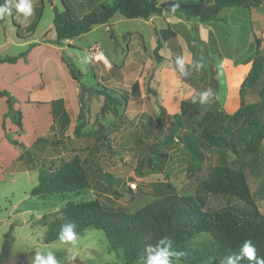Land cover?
I'll return each instance as SVG.
<instances>
[{
	"label": "rangeland",
	"instance_id": "rangeland-1",
	"mask_svg": "<svg viewBox=\"0 0 264 264\" xmlns=\"http://www.w3.org/2000/svg\"><path fill=\"white\" fill-rule=\"evenodd\" d=\"M31 2L33 12L30 18L36 15L35 21L38 29L36 36L41 37L45 33L48 34L49 29H53L52 17L54 12L51 8V1L31 0ZM107 2L112 3V0ZM55 3L60 11L65 9L61 0H55ZM69 3L74 17H79L87 13L89 9H96L98 6L96 5L98 4L97 1L84 3L69 0ZM12 10L16 12L15 8H12ZM253 12V16L258 17L263 24L262 29L255 28L257 26L254 25L255 33H253V36L251 30L245 28L244 18L240 14L225 12L226 21H217L220 24L218 31L222 30L219 33L222 45L218 46L217 49H213V46L209 43L202 44L195 31L196 45L199 50L195 55L194 64H201L202 67L198 70H203L194 79L197 88L195 97L199 100L198 94L207 90L208 85L206 82L214 71L222 84V88L217 95L219 103L221 102V113L223 116L233 114L234 111L225 107L230 92L227 89L226 82L228 75H231V70L230 67L227 68L226 66L225 68L222 59L226 57L229 61L234 60L237 67L238 64L244 63L243 60L250 55V60L255 61L254 70L258 82L253 88H244L243 101L257 110L258 122L262 124L264 122V110L259 93L264 87V3L255 8ZM39 19H42L39 22L40 26L38 25ZM12 24V20L11 25L3 26L0 24V57L14 56L21 51H27L26 48L20 47V42L17 40L18 35L21 38L24 37V31L17 34ZM115 27L117 33H115ZM110 28L112 29L111 32L97 35L98 39L104 43L101 49L106 54L109 62L113 63L111 57L115 54V64L122 66L123 63L133 62L132 65H129L137 67L144 51L138 50L136 43H131L127 48L128 37L131 33H134L136 41L139 40L137 37H140V34L143 35V46H145L146 52L150 53L155 59L153 50L156 46V38L152 33V27L145 25L143 19L130 20L116 14ZM223 32L229 35L230 40L239 42L237 48L230 49L226 46L229 44V40L223 35ZM250 34L252 44L247 51L250 44L245 41L248 37L250 38ZM51 35L56 36L54 31ZM94 37H96L95 34L93 37L85 38L81 42L87 45L89 42L94 41ZM116 40L121 41L122 48L114 50V46L118 44ZM136 48L139 53L132 56ZM162 54L168 56L170 52L169 50H163ZM70 61H74L73 65L87 75L84 78L87 87H92L95 90L104 89L105 83L95 78L94 72L96 70L90 66L85 53L81 54L79 62L73 56ZM167 64L168 62L165 66ZM155 70L151 71L149 76L139 74L138 70L130 71L128 80L123 85L115 83V88H111L110 85L105 86L114 98L120 100L121 104L118 106L119 113L117 116L113 114L101 116V108L105 103L104 96L84 93L86 126L82 130L83 136L90 135V138H92L91 134L97 130L98 125L103 124L105 126L104 137L109 139L113 146L131 147L134 151L127 157L113 158L114 160L105 164L102 163L100 173L97 169V155L94 154L93 150H90L81 165L90 182V189L82 191L78 195H66L65 197L55 195L46 200H41L43 194L35 197L31 196L34 188H41L42 177L56 173L69 161L68 156L72 154V146L69 143L76 140L73 132L81 122L78 116L71 121L70 126L62 131L61 135L50 137L47 144L42 145L43 143H40L39 150H36L37 148L27 150L22 143L11 139L16 136L15 130L13 129L10 133L7 130L6 123L5 129L2 125V122H9L11 119H6L5 115L0 116V138L9 142L0 148V253L5 243L4 235L10 232L13 237L11 264H31L37 252L45 258L49 253L53 254L59 264H77L76 260L81 261L83 264H127L120 251L110 250L105 233L94 228L77 235L74 241L62 242L57 240L46 243L45 236L50 224L63 218V209L71 200L97 199L106 209L132 214L155 199L154 186L157 183L169 181L181 195L196 194L202 187L203 182L208 179L212 168L234 163L235 156L224 148L205 149L202 151V160H200L199 155H195L192 151V145L182 143L169 146L158 144L156 152L159 157L156 160H151L150 147L154 143L157 131L156 117L159 113L158 107L162 105L156 96V82L153 83ZM120 90L123 91L120 92ZM121 96L126 97L127 101L120 98ZM231 97H233L231 100L238 101V96L232 94ZM9 103L10 101L7 100L8 110ZM203 110V108H200L201 113H203ZM201 117L202 115L195 118L196 124L200 122ZM164 118L165 121H168L167 117ZM195 127L196 129L192 133L188 132L196 137L200 130L198 126ZM168 128L166 126L165 130L167 131ZM14 141L18 142L19 146L13 144ZM14 146L21 149V154L17 158L18 167L10 170L13 161L11 157L14 156ZM242 148L243 144L239 143L238 149ZM102 154L106 155L103 152ZM28 156L31 157V161H28ZM244 172L256 208L264 213V145L258 171L247 164L244 166ZM210 205L214 209L230 207L243 212L250 210L249 207L235 197L211 196ZM212 242V238L207 234L197 235L193 240V243L197 246H210ZM169 260L170 264H184L178 260ZM134 264H143V261ZM206 264L215 263L209 261Z\"/></svg>",
	"mask_w": 264,
	"mask_h": 264
},
{
	"label": "trees",
	"instance_id": "trees-1",
	"mask_svg": "<svg viewBox=\"0 0 264 264\" xmlns=\"http://www.w3.org/2000/svg\"><path fill=\"white\" fill-rule=\"evenodd\" d=\"M4 2L5 0H0V5ZM64 2L63 11L56 6L52 8L56 34V39L52 43L56 45H61L64 40L89 33L96 26L108 24L116 14L130 20H149L152 16L181 13L188 20L209 23L226 21L225 11L228 9L257 8L264 3V0H170L163 3L159 0H112V3L103 2L96 9H91L79 17L73 16L69 0H64ZM174 5H179V7L173 12ZM36 25L37 23L31 26L32 33ZM140 42L144 47L141 36ZM165 43H168L176 64L177 57H182V50L177 41V34L170 28L158 32L157 45L153 52L155 60L163 61L160 50ZM30 48L14 57H0V64L16 63L18 59L26 57ZM252 62V68L241 85V105L236 112L226 116L222 115L217 98L220 90L219 80L217 73L213 71L206 84L207 89L211 88L214 94L209 96L206 104L201 105L199 100L193 97L181 103L179 114H168L166 108L159 105V113L156 117L157 131L154 143L150 147L152 161L159 157L156 152L158 144L192 145V151L200 158L205 149L224 148L235 156L232 165L212 168L208 179L203 182L196 194L181 195L169 181L157 183L154 186L155 199L132 214L106 209L97 199L71 200L63 209V218L50 224L45 242L52 243L60 240L61 228L64 225L74 226L75 237L91 228L103 231L110 250L120 251L127 264L144 261L147 256L144 249L149 244H158L157 251L167 249L170 253L169 259L178 260L184 264H206L209 261L220 264V261L229 255L233 258V264H254L246 258L237 259L242 255L243 242L251 240L257 257L264 258V213L256 208L244 172V166L247 164L258 171L264 145V122L260 124L257 110L243 101L244 88H253L258 82L254 70L255 61L252 60ZM67 65L73 79L80 84L81 107L78 119L81 122L73 132L76 140L69 143L72 146V154L68 156L69 161L56 173L42 177L43 182L40 183V189L37 187L32 190V197L44 195L41 200L55 195L62 197L78 195L90 189V182L81 166L90 150L97 155V169L100 173L102 163L114 160L113 158L127 157L134 151L131 147L113 146L112 142L104 137L105 126L103 124L98 125L97 130L91 134L92 138L90 135L83 136L82 130L86 126L84 93L104 96L105 103L101 108L103 117L108 114L117 116L118 106L121 103L107 91L105 86L102 90H95L84 85L81 82L83 72L69 62ZM185 67L190 77L181 75L177 66L181 78L195 86L194 79L203 70H196L187 65ZM121 71L122 67L113 65L109 73L121 81L123 76ZM0 97L10 101L5 118H10L22 129V114L13 108L15 99L8 92L1 90ZM259 97L264 110V87ZM120 98L127 101L124 96ZM200 108L204 109L203 113ZM200 115H202L201 120L196 124L195 118ZM164 117H167L168 121H165ZM166 126L169 127L168 132L165 130ZM195 126H198L200 130L196 137L188 132L192 133L196 129ZM5 128L4 123L3 129ZM239 143L243 144L242 149H238ZM13 144L19 146L16 141ZM27 159L31 161V157L28 156ZM16 167L17 161H14L9 169ZM211 196L235 197L250 210L243 212L230 207L214 209L210 205ZM200 234L209 235L213 240L212 244L210 246L195 245L193 240ZM165 237L170 239V247L168 241L160 243ZM4 238L0 264H11L13 237L8 232ZM176 253H182V255ZM225 264H227L226 261Z\"/></svg>",
	"mask_w": 264,
	"mask_h": 264
},
{
	"label": "crops",
	"instance_id": "crops-1",
	"mask_svg": "<svg viewBox=\"0 0 264 264\" xmlns=\"http://www.w3.org/2000/svg\"><path fill=\"white\" fill-rule=\"evenodd\" d=\"M50 1L51 8H53V6L57 7L55 0ZM75 1H81L84 3L89 1H97L98 4L96 5H99L109 0ZM166 1L170 0H159L160 3ZM57 8L59 9V7ZM254 9L255 8H234L232 10L228 9L225 12L240 14L244 18L245 28H249L253 36V33H255L254 25H256L257 27L255 28L258 29H262L263 27L260 19L253 16ZM83 10L85 11V9ZM90 10L91 9H89V11ZM113 19L108 24L94 27L89 33H86L82 36L76 37L74 39L64 40L61 45L52 43V41L56 39V36L51 35V33L54 31V26L53 29H49V35L45 33L43 36L37 37V28L33 33L31 32V26L37 23L35 21L36 15L31 18L28 17L25 20L23 18V14L17 13V11L14 12L12 10L10 15L0 19V24L3 26L11 25L12 20V27L16 30L17 34H19L20 31H24L23 38L19 37L18 35L17 40L20 42V47L26 48V50L31 47L26 57L18 59L16 63L0 64V90L10 93V95L16 101L13 106L14 110L19 111L22 114V129L13 124L10 120L9 122H2V125L6 123L8 132L11 133L13 129L15 130L16 136L12 137L11 139L22 143L23 146L27 148V150H33L35 148H37L36 150H39L40 143H43L42 145L47 144L50 137H57L61 135L63 133L62 131L71 125V121L79 116L81 107L80 84L73 79L67 62L71 63L72 65L74 64V61H70L72 60V56L76 59V61L79 62L82 53H85L87 57H90L92 50H100L103 53L104 51L101 49V46L104 43L98 39L99 37H97V35L99 36L101 34L111 32L112 29L110 27ZM39 20L40 21H38V25L42 19ZM53 20L54 16L52 17V22ZM143 21L145 25L152 27V33L156 38V45L158 32L168 28L172 29L177 34V41L181 46L182 58L185 60V65L191 68H194L193 65L195 55L199 50L196 45L197 39L195 38V31L198 34L199 40L202 44L206 45L209 43L213 46V49H217L218 46L222 45L219 35L222 30L218 31L220 29V24L217 21H212L209 23H197L193 20L186 19L181 13H166L162 16H152L149 20ZM117 32L118 31L115 27V33ZM94 34L96 37L93 38V42H89L87 45H84L85 43L82 44L81 41L83 39H89L93 37ZM223 35L229 40V44L226 46H228L230 49L238 47V41L230 40L229 35L226 34V32H223ZM140 36L143 41V35L140 34ZM252 36L250 34V38L248 37V39L245 41L246 43L250 44L247 51L251 48ZM135 38L136 37H134V33L129 35L127 48H129L131 43H136L138 50L141 49L144 51V54L141 57V63L139 62L137 67L130 66L133 64V62L123 63L122 66L117 65L115 64V54L113 57H111L113 60V63H111L108 61L106 54L103 53V57L100 61L96 62L92 59L89 60L90 66L96 70L94 72L95 78L102 81V83H105L104 86L110 85L111 88H115V83L118 85H123V83L128 80L130 71L138 70L139 74H143V76L146 74L149 76L151 71L156 69L153 83L156 82L155 92L158 100L163 105V107L166 108L168 114H179L181 111V103L196 96V86H193L191 83L181 78V75L177 69V65L173 61V53L169 49L168 43H165L163 48L160 50V55L164 58L163 61L157 62L150 53L146 52L145 46L142 47L140 37H137L139 39L138 41H136ZM116 42L118 41L116 40ZM118 44L114 46V50L116 48H122L121 41H119ZM137 48L134 50L132 56L139 53ZM163 50H169L170 55H163ZM23 52L21 51L20 53ZM20 53L14 56H17ZM250 59V55H248L243 60L244 63L238 64L237 67L234 60L229 61L226 57L222 59V64L225 66V68L227 66V68L230 67L231 70V75H228L226 82L227 89H229L230 92L229 97L225 102V107L231 111L236 112L240 108L241 85L250 72L253 64L252 61H249ZM167 62L168 64L165 66ZM113 65L122 67L121 72L123 76L121 81H118V79L109 73V70ZM85 77H87L86 74H84L81 79V82L84 85ZM219 86L221 90L222 84L220 79ZM122 91L123 90H120V92ZM232 94L233 96H238V101L235 102L234 100H231V98H233L231 97ZM0 99V116H4L8 111L7 98ZM6 143L9 142L3 138H0V148L4 147ZM20 154L21 149L14 146V156L11 157L13 160L12 163L17 161V158H19Z\"/></svg>",
	"mask_w": 264,
	"mask_h": 264
},
{
	"label": "clouds",
	"instance_id": "clouds-1",
	"mask_svg": "<svg viewBox=\"0 0 264 264\" xmlns=\"http://www.w3.org/2000/svg\"><path fill=\"white\" fill-rule=\"evenodd\" d=\"M179 5L173 6V12ZM12 8H15L17 13L23 14V18L26 20L28 17L32 15L33 5L31 0H5V4L0 5V19H3L5 16L10 15L12 12ZM88 61L91 57H87ZM176 64L179 68L181 75L188 76L190 73L187 71L185 67V60L182 57H177ZM197 70L202 67L201 64L196 63L193 65ZM213 90L211 88L200 92L198 94L199 103L204 105L208 102L209 96L213 95ZM195 103V101H194ZM74 226H62L60 232V240L63 241H74L75 233L73 231ZM168 241V246H171V241L168 237L163 238L160 243H164ZM158 244L152 245L149 244L145 247L144 251L147 252V256L143 261V264H170V253L167 249H162L157 251ZM242 255L237 257V259L246 258L250 262H254V264H264V258L257 257L256 249L252 244L251 240H245L243 242V246L241 249ZM155 253V254H153ZM177 255H182V253H176ZM233 264V258L231 255L226 256L223 260L220 261V264ZM31 264H59L57 259L53 254L49 253L47 257L40 255L39 252L36 253L35 259L31 261Z\"/></svg>",
	"mask_w": 264,
	"mask_h": 264
},
{
	"label": "built area",
	"instance_id": "built-area-1",
	"mask_svg": "<svg viewBox=\"0 0 264 264\" xmlns=\"http://www.w3.org/2000/svg\"><path fill=\"white\" fill-rule=\"evenodd\" d=\"M93 61H100L103 57V53L100 50H92V54L90 55Z\"/></svg>",
	"mask_w": 264,
	"mask_h": 264
},
{
	"label": "water",
	"instance_id": "water-1",
	"mask_svg": "<svg viewBox=\"0 0 264 264\" xmlns=\"http://www.w3.org/2000/svg\"><path fill=\"white\" fill-rule=\"evenodd\" d=\"M61 2H62L63 5H65L64 0H61ZM75 262H76L77 264H83V263H82L81 261H79V260H76Z\"/></svg>",
	"mask_w": 264,
	"mask_h": 264
}]
</instances>
